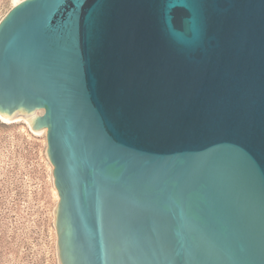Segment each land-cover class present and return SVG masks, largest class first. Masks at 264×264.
<instances>
[{"label": "water", "instance_id": "water-1", "mask_svg": "<svg viewBox=\"0 0 264 264\" xmlns=\"http://www.w3.org/2000/svg\"><path fill=\"white\" fill-rule=\"evenodd\" d=\"M0 114L46 128L59 264H264V0H22Z\"/></svg>", "mask_w": 264, "mask_h": 264}, {"label": "rangeland", "instance_id": "rangeland-1", "mask_svg": "<svg viewBox=\"0 0 264 264\" xmlns=\"http://www.w3.org/2000/svg\"><path fill=\"white\" fill-rule=\"evenodd\" d=\"M14 1L0 0V21ZM15 119L0 115V264H59L54 209L60 197L46 128L35 131L26 118Z\"/></svg>", "mask_w": 264, "mask_h": 264}, {"label": "bare ground", "instance_id": "bare-ground-1", "mask_svg": "<svg viewBox=\"0 0 264 264\" xmlns=\"http://www.w3.org/2000/svg\"><path fill=\"white\" fill-rule=\"evenodd\" d=\"M21 1H22V0H15V1H14V6L17 5L18 3H20ZM0 115H1V117H2V119H3L4 121H10V120H11V119H9V118H6V117L3 116L2 114H0ZM15 118H16V119H20L21 117L15 116L13 119H15ZM16 119H15V120H16ZM28 122H29V121H28ZM29 124H30V122H29ZM30 126H31V124H30ZM43 129H44V128H43ZM43 129H41L40 132H43V131H44Z\"/></svg>", "mask_w": 264, "mask_h": 264}]
</instances>
